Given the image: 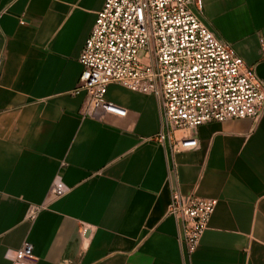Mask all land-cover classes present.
<instances>
[{"label":"crops","instance_id":"1","mask_svg":"<svg viewBox=\"0 0 264 264\" xmlns=\"http://www.w3.org/2000/svg\"><path fill=\"white\" fill-rule=\"evenodd\" d=\"M105 3L0 0V264L26 241L32 264H264V115L162 139L159 98L120 84L105 99L127 115L93 111L79 59ZM196 11L264 81V0ZM174 191L218 201L192 256Z\"/></svg>","mask_w":264,"mask_h":264},{"label":"built area","instance_id":"2","mask_svg":"<svg viewBox=\"0 0 264 264\" xmlns=\"http://www.w3.org/2000/svg\"><path fill=\"white\" fill-rule=\"evenodd\" d=\"M199 0H106L80 56L85 91L98 114L125 117L127 111L106 101L111 84L153 94L160 100L165 136L193 131L212 122L264 115V81L200 18ZM194 137L173 140L174 152L198 148ZM52 192H66L59 180ZM218 201L172 193L169 208L181 242L192 256L208 230ZM26 241L13 264H32Z\"/></svg>","mask_w":264,"mask_h":264}]
</instances>
